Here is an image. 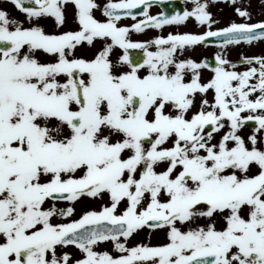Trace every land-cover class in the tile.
<instances>
[{"label":"snow or ice","instance_id":"obj_1","mask_svg":"<svg viewBox=\"0 0 264 264\" xmlns=\"http://www.w3.org/2000/svg\"><path fill=\"white\" fill-rule=\"evenodd\" d=\"M9 2L29 26L0 10V264H264V57H242V72L219 54L214 67L177 59L209 38L220 48L264 39V22L134 42L130 33L189 18L210 29L206 3L151 16L149 0ZM69 3L76 30L36 23L53 18L60 29ZM122 17L135 23L120 26ZM97 40L92 58L75 55ZM102 194L99 211L52 223L74 212L56 201ZM144 227L164 242H120ZM105 241L118 256L94 251ZM67 246L82 258L57 254Z\"/></svg>","mask_w":264,"mask_h":264},{"label":"rangeland","instance_id":"obj_2","mask_svg":"<svg viewBox=\"0 0 264 264\" xmlns=\"http://www.w3.org/2000/svg\"><path fill=\"white\" fill-rule=\"evenodd\" d=\"M115 1V0H113ZM104 2H107V0H95V3H104ZM231 5V4H229ZM227 7L226 6H214L212 9H217L220 10V11H223V15L221 16V18H219L220 20V24L216 25V26H211V27H217V26H224L226 24H229L230 22H237V21H241V20H246L245 18H242L240 16L237 15L236 13V8H240L242 5V8H240L241 10H245L248 12L249 14V18L250 19L249 21H242V22H250V21H254V20H258V19H262L264 18V7H259V5L257 4V1L256 0H239L235 3H232L231 6ZM230 7H233L235 10V12H231L230 10ZM211 9V10H212ZM64 16H65V23L63 24V26L60 28V29H57L56 26H55V23H54V19H47L45 21L44 24H40L39 26H42L43 27V30L45 32H48V31H70L71 28L75 27L76 24L74 23V9L72 8V5H66L65 8H64ZM93 13L96 15V19L97 20H100V21H103L105 20L103 18V16L101 15L99 9H94L93 10ZM219 14V13H218ZM224 18L225 21H221V19ZM189 23H192V22H189ZM182 26V25H181ZM77 28V27H76ZM76 28L74 30H76ZM188 30H191L189 28L188 25H184L182 26V28H179V29H175V30H172L170 32H176V33H181L182 31H187ZM205 29H208V27H201L199 26L198 28L196 27L193 31V33H199ZM50 33V32H49ZM167 32H164V33H153V34H150V35H143V36H139L134 42H143V41H147L148 39L146 37H150V40L157 37V36H163L164 34H166ZM132 35L130 34L129 35V38H131ZM99 45H93L91 47L89 46H82V47H79L76 49L75 51V55L78 51H84L87 53V58L86 59H90L93 57V55L95 54V52L97 50H99L100 47H98ZM98 47V48H97ZM152 51V50H150ZM189 51L190 52H193L194 49H189V48H185V50H183V52H178L177 53V59H191V58H195L196 54L199 52H197L195 55H191L189 54ZM259 51V54L260 55H263L264 52L261 51V47L258 49ZM117 53H115V49L113 50V52L111 53V59L115 60L117 58L116 56ZM249 54V53H247ZM41 59H44V57H41ZM254 67H258V65H252ZM249 67L248 66H245V67H242L241 69L240 68H237V67H234L232 68L231 70L233 71H237V72H242V71H245L247 70V68ZM251 130H248L247 128L246 129H241L240 131V135L242 137H246L249 133H250ZM92 205V204H90ZM48 205H46L47 207ZM56 207L57 208H62V207H59L58 206V203H56ZM73 217H69L67 218L68 220L69 219H72ZM164 242V234L160 231H151L148 238L145 240V244H148L149 246H153V245H159L161 243ZM132 246V245H131ZM57 254H62V252H57Z\"/></svg>","mask_w":264,"mask_h":264},{"label":"flooded vegetation","instance_id":"obj_3","mask_svg":"<svg viewBox=\"0 0 264 264\" xmlns=\"http://www.w3.org/2000/svg\"><path fill=\"white\" fill-rule=\"evenodd\" d=\"M206 46H208V45H206ZM130 51H132V50H130ZM137 51H140V50H137ZM214 51H215L214 48H209V49L206 50L204 56H208V55H210V54H213L212 52H214ZM140 52H141V51H140ZM204 56H202L201 58L195 59L194 61L197 62V61L201 60ZM207 99H209L208 96H207ZM209 101H211V99H209Z\"/></svg>","mask_w":264,"mask_h":264}]
</instances>
